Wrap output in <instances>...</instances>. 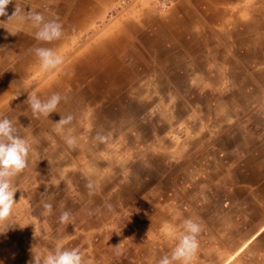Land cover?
<instances>
[{"label":"crops","instance_id":"crops-1","mask_svg":"<svg viewBox=\"0 0 264 264\" xmlns=\"http://www.w3.org/2000/svg\"><path fill=\"white\" fill-rule=\"evenodd\" d=\"M120 1L10 0L0 16V117L31 145L0 264L57 245L88 264H158L187 218L201 225L192 264H264V0L131 5L119 26L99 25ZM16 6L57 19L63 35L37 41L8 18ZM36 47L63 62L42 67ZM28 92L64 99L33 116Z\"/></svg>","mask_w":264,"mask_h":264},{"label":"clouds","instance_id":"clouds-1","mask_svg":"<svg viewBox=\"0 0 264 264\" xmlns=\"http://www.w3.org/2000/svg\"><path fill=\"white\" fill-rule=\"evenodd\" d=\"M9 3L10 0H0V16L7 15ZM13 16H19L36 29L34 35L37 41L52 42L63 35L62 24L54 18L46 19L44 14L39 11L30 9L26 12L16 6L15 12L8 18ZM34 54L44 68H55L63 62L62 57L49 47H36ZM62 99L64 97L59 93H52L46 99H42L34 92H28L25 102L28 108L31 109L33 116L43 115L49 117L50 113L57 112L58 104ZM72 120L73 116L71 114L61 115V119L55 122L57 130L63 129ZM95 138L103 143L107 136L103 132H97ZM64 140L70 148L76 145V139L71 135L65 136ZM30 148L31 145L27 139L17 133L13 120L7 116L0 117V225L12 215L14 204L17 201L14 199L17 189L14 187L13 178L27 167ZM87 186L91 189L93 187L92 181H89ZM44 208L51 211L52 205L45 203ZM71 219L72 216L68 210L62 211L59 216L61 223H71ZM6 232L0 231V234ZM200 232L201 225L196 220L184 219L182 221V231L179 233L170 255H163L158 264H192L193 257L198 249L197 237ZM165 233L172 234V230L166 228ZM29 264H88V260L78 248H65L57 245L53 250L44 254L43 257L32 251V259Z\"/></svg>","mask_w":264,"mask_h":264},{"label":"built area","instance_id":"built-area-1","mask_svg":"<svg viewBox=\"0 0 264 264\" xmlns=\"http://www.w3.org/2000/svg\"><path fill=\"white\" fill-rule=\"evenodd\" d=\"M155 2L158 4L156 6L162 11H165L169 7V0H121L119 4L112 9V13L110 15L111 17L116 18L122 15L126 8L130 7L131 5H152L155 4Z\"/></svg>","mask_w":264,"mask_h":264},{"label":"rangeland","instance_id":"rangeland-1","mask_svg":"<svg viewBox=\"0 0 264 264\" xmlns=\"http://www.w3.org/2000/svg\"><path fill=\"white\" fill-rule=\"evenodd\" d=\"M140 6H145V7H148L149 5L148 4H143V5H140ZM114 8V7H113ZM148 9H150V7H148V8H146L145 9V12L148 10ZM142 12V11H141ZM106 16V18H103L102 20H101V22L99 23V25H115V26H119L120 24H121V22H122V18H123V16L122 17H116V18H113L114 20L113 21H110V22H107V19L109 20V15H105Z\"/></svg>","mask_w":264,"mask_h":264}]
</instances>
